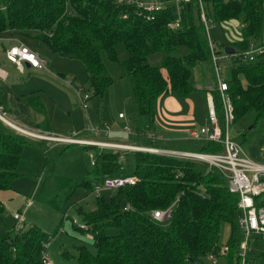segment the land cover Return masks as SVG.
Returning <instances> with one entry per match:
<instances>
[{"label":"trees","instance_id":"trees-1","mask_svg":"<svg viewBox=\"0 0 264 264\" xmlns=\"http://www.w3.org/2000/svg\"><path fill=\"white\" fill-rule=\"evenodd\" d=\"M160 1L168 2L166 7L148 13L117 0H0V34L10 30L27 35L35 32L53 53L80 61L88 74L85 91L91 93L90 99H102L114 84L103 55L117 62L116 47L123 44L128 57L122 69L131 81L137 109L134 130L137 136L145 137L155 134L158 98L172 95L183 100L191 96L196 92L195 67L211 59L197 1L192 0L189 7L170 6L172 0ZM201 2L212 23L235 21L241 25L239 37L228 44L236 54L262 48L251 61H229L232 68L224 81L232 124L264 121V0ZM156 54L162 60L154 66L149 57ZM214 88L207 93L224 130V110ZM44 128L49 129L47 119ZM28 141L0 121V192L11 190L19 177L16 169ZM82 149L94 154V165L86 171L93 181L89 178L74 183L58 177L45 161L39 197L43 204L59 209L77 189L93 192L103 178L122 176L127 155L133 157L136 182L109 192V198L97 197L94 211H80L85 229H76L90 234L94 251L79 249L77 264H206L221 253L223 225L229 227V236L222 256L228 264H239L242 234L238 195L230 192L220 171L192 159L88 146ZM222 151L221 144L204 141L197 152ZM50 181L53 186L49 189ZM255 205L264 207V196L255 198ZM167 209H171L167 221L153 219L154 211ZM2 211L0 204V214ZM48 239L50 236L36 226L0 232V264H41L40 255Z\"/></svg>","mask_w":264,"mask_h":264},{"label":"rangeland","instance_id":"rangeland-1","mask_svg":"<svg viewBox=\"0 0 264 264\" xmlns=\"http://www.w3.org/2000/svg\"><path fill=\"white\" fill-rule=\"evenodd\" d=\"M170 6L176 7L177 4L172 3ZM224 29H226L225 26L209 22L208 36L211 40L217 41L222 46L223 37H227L222 34ZM239 30L236 33L238 37L240 35ZM39 53L43 55L42 52ZM116 55L117 62H112L106 55H103L104 62L110 77L114 80V84L107 90L102 99L99 97L91 98L87 102L88 109L86 111L82 108L77 95V89L88 88V74L84 65L76 59L61 57L57 54L50 55L54 56L51 58L47 57L49 61V73H45L44 75L55 77V81L46 78L41 81V85L46 88V94L42 99L48 100L49 98L45 111L52 128L50 135L60 138L74 136L77 138L88 137L85 127L89 120L94 122L103 120L112 123L110 126L112 130L122 131L123 124L131 120L132 114L136 111L132 101L131 81L122 69L123 62L128 57L123 44L117 45ZM160 59L161 56L159 54L152 55L149 57V62L153 65H159ZM211 64L210 61H206L198 63L195 67L193 83L196 88H208L214 84L213 65ZM220 66V76L225 80L230 73L232 65L223 61L220 63ZM57 75H63L64 79L62 78V80ZM39 76V72L26 71L25 75L19 77L27 80L31 77ZM71 81L75 82L76 89L69 84ZM241 82L245 86V80L242 79ZM198 93L203 97L205 96L204 91H199ZM194 96L191 97V100H193ZM184 103L185 101H182V104ZM120 112L125 115V121L118 119L117 116ZM200 114H202V109ZM5 117L9 119L8 115ZM192 122L195 126H188V128L196 131L199 130V119ZM243 133L245 134V139L242 138ZM228 134L231 140L236 141L240 145L247 157L258 163H263L261 162V158L264 157V121H259L255 124L254 122L244 120L240 123L231 124L228 128ZM183 136L186 137L184 145L182 141L177 142L181 144L177 146L181 149L196 151L203 142L192 140L189 132ZM95 139H107V141H115L117 143L140 144L144 146L149 145L148 142L142 140L138 142L134 135H127L125 133L115 135V140L104 138L103 136L95 137ZM158 144L165 145L166 147L175 145L174 143H162L160 140H158ZM90 152L89 150L84 151L77 145L67 146L58 143L26 144L16 169L19 177L13 182L12 190L0 192V203L3 206V212L0 214V232L8 233L14 230L27 229L31 226L40 228L41 231L50 236L47 253L52 264H77L78 251L82 247H86L93 252L90 234L79 230L85 226L80 211L83 213L94 211L96 209L97 197L101 196L106 199L111 196V193L103 191L99 195H96L86 189L79 188L75 193H72L71 198L66 203L59 205V209L46 206L39 200L40 190L43 186L45 160L47 167H53L54 175L69 179L74 183H81L85 179L90 178L86 173L87 168L91 167V161L88 157ZM133 166V157L131 155L125 156L123 160V174L132 176ZM89 180L93 181L92 178ZM52 186L53 182H50L49 189ZM55 191L52 193H55ZM29 203L32 204L31 207L23 212L24 207ZM20 214L21 219L19 221L15 220L14 216ZM228 236L229 227L223 225L219 242L221 253L214 258L215 264H228L226 258L222 256ZM247 256L251 260H256L258 264H264V237H250ZM205 263L213 264V259L210 258Z\"/></svg>","mask_w":264,"mask_h":264},{"label":"built area","instance_id":"built-area-1","mask_svg":"<svg viewBox=\"0 0 264 264\" xmlns=\"http://www.w3.org/2000/svg\"><path fill=\"white\" fill-rule=\"evenodd\" d=\"M192 0H172L177 6L183 4H190ZM200 8V20L206 26L207 18L204 13L201 0H196ZM171 2V3H172ZM117 3L134 5L137 9L144 12L152 13L156 10L165 8L168 2L160 0H117ZM209 48L211 52V60L214 65L216 75V90L220 94L223 110H224V130L219 124L218 116L214 108L212 97L207 98V124L197 132H191L190 138L195 141H205L219 143L223 146V151L218 154H204L192 152H179L171 150H161L154 148L136 147L131 145L109 143L97 140H89L84 138H77L76 136L70 138L55 137L50 134H36L22 131V134L39 141H47L50 143H58L63 145H77L80 147H96L100 150H112L119 152H146L151 154L173 156L177 158L192 159L203 162L209 167L220 171L228 181L229 190L231 193L238 195L237 208L240 213L239 227L242 234V242L239 252V264H254L248 259L247 250L251 236L264 237V207H257L255 205V198L264 196V163H258L247 157L240 145L229 138L228 128L233 123L234 117L232 113V106L228 97L227 83L221 78L220 63L229 62L233 59L241 61H251L253 55L261 53L262 48L252 49L250 51L230 55H217L215 46L210 42ZM6 59L14 64L19 70H23L24 66L28 65L34 69L46 68V62L42 60L39 55L24 45H17L6 51ZM214 91L215 88L210 89ZM78 99L84 110H87V102L90 99V94L83 89L77 90ZM0 107V120L5 119V114ZM119 118H123L122 115ZM86 131L95 136H107L109 129L106 126L95 124L91 120L86 125ZM126 131H129L126 129ZM91 166L94 165V155L88 154ZM136 180L132 176H115L105 177L100 182L94 185L93 193L99 195L103 191L112 192L120 188L131 186L135 184ZM31 204H27L25 209ZM24 209V210H25ZM171 215V209L164 211H154L152 217L158 222H165ZM15 219H21L20 215H15ZM85 229V226L84 228ZM49 246V239L44 244L43 251L40 255L41 264H52L47 253ZM213 263L216 261L213 259Z\"/></svg>","mask_w":264,"mask_h":264},{"label":"crops","instance_id":"crops-1","mask_svg":"<svg viewBox=\"0 0 264 264\" xmlns=\"http://www.w3.org/2000/svg\"><path fill=\"white\" fill-rule=\"evenodd\" d=\"M209 22H211V21L207 19V24H206V26H204L208 42L209 43L211 42L215 46L217 55H220V54L226 55V54H224L223 50L225 48H231L228 44H230V42H232L233 40H236L238 38V35L236 33H237V30H239L241 28V25L235 21H230L226 24H222V26H225L227 29V30L224 29L222 31L223 32L222 34L226 35L227 37H225V38L223 37V41H222L223 47L219 48V45H217L218 44L217 41L211 40V38L208 36V23ZM263 37H264V29H263ZM20 44L26 46L31 51L37 53L39 55V57L46 62V68L34 69V68H31L28 65H26V66H24L23 70L21 71L14 64L10 63L6 59V51H8L10 48L17 46V45H20ZM43 47H45V48H43ZM43 49H46V50H43ZM0 52L2 55L0 57V107L3 109L2 112L5 114V116L6 115L9 116V119H7L5 117V119H4L5 121H3V120H0V121L6 127H8L10 130L15 132L17 135L28 139L30 141V142L28 141V145H33L35 143H37V144L50 143L47 141H39V140H35L33 138H30V137L22 134V131L29 132V133H36V134H39V133L50 134L52 132V128H51L50 124H49V129L46 130L44 128V120L47 119V121H48L45 110H46V105L49 102V98H48V100L42 99L46 94L45 93L46 88L41 85V81L44 78L49 79V80L53 79V81H55V77L45 76L44 74L49 73L48 72L49 61L47 60V57H50V58L54 57V56H50V55H55L56 53H53L52 51H50L46 47V45H44L40 40L37 39V33L31 32V34L27 35L25 33H20V32L11 31V30L5 31L4 33L0 34ZM39 52H42L43 55H41ZM161 60L162 59H160V61L158 63H160ZM210 63H212L211 59H210ZM228 63H230V62H228ZM211 65H213V63ZM154 66H157V64H154ZM26 71L39 72L40 76L39 77H31L30 79H27V80L21 79V77H19V76L25 75ZM108 73H109V71H108ZM162 73L165 76L164 70H162ZM57 76H60L61 79L62 78L64 79L63 75H57ZM213 76H214V84L211 87H208V88L207 87H197L196 88V86L193 83L194 88L196 89V92H194L191 96H189L186 99L180 100V99H178L172 95H164V96L159 97L158 100L156 101L155 134L148 133L145 137L137 136L136 132L134 130V120H132L133 117L131 118V120H128L126 123L123 124L122 131L121 130L120 131L112 130V128H110L112 123H108V122H105L103 120H101V121L98 120L97 122L92 121L95 124H98L101 126H106L109 129V134L107 136L103 135L104 138L106 137V138H111L112 140H115V135L125 133L127 135H134V137L137 139L136 141H138V142H139V140L148 142L149 143L148 146H144V145H140V144L117 143L115 141H107V139L106 140H99V139H95V137H102V136H95L94 134H92L88 131H86V134L88 135V137H85L84 139L97 140V141H103V142H109V143L124 144V145H131V146H136V147L154 148V149L171 150V151H179V152L199 153L197 151L201 149L204 141L199 145V147L197 148L196 151H189V150L181 149V148L177 147V146L181 145L180 143H177V142L182 141V143L184 145V142L186 140V137L183 136L184 134L186 135V134H188V132H189V134L191 132H197L201 128L206 126L207 117H208L207 98L209 96V94L207 92L211 91L210 89H212L216 86V75H215V71H214V65H213ZM69 84L72 85L74 87V89L77 88L75 86L74 81L69 82ZM77 90H79V89H77ZM83 90L85 91V89H83ZM199 91H204L205 96L203 97L201 94H199L198 93ZM88 93L91 94L90 92H88ZM132 95H133V93H132ZM194 95H196V96H194ZM192 96H194L193 100H191ZM52 101L54 103H56L53 99H52ZM132 101H133V105L135 106V111H137L134 97H133ZM182 101H185V103L182 104ZM186 103H189V104H186ZM40 109H42L43 112H42V110L40 111ZM201 109H202V114H200ZM134 114H132V115H134ZM120 115H122L123 118H119ZM117 117L119 120L125 121V115L123 113H121V112L118 113ZM196 119H199L198 126H200L199 130H197V131L188 128V126H190V127L195 126V125H193L192 121L195 122ZM48 123H49V121H48ZM85 129H86V127H85ZM126 129H128L129 131H126ZM158 140H160L162 143H174L175 145L174 146L171 145L170 147H166L165 145H159ZM81 148H83V147H81ZM90 153H92V151ZM123 153L128 154V152H123ZM21 155H22V153H21ZM124 158H125V156H124ZM124 158H123V160H124ZM20 159H21V157H20ZM261 162L264 163V157L261 158ZM122 176H127V175L122 174ZM43 179H44V177H43ZM50 182H52V181H50ZM11 190H12V188H11ZM8 191H10V190H8ZM3 192H6V191H3ZM31 205L28 208H30ZM2 208H3V206H2ZM28 208L25 209V207H24L25 210L23 209V212L27 211ZM15 220L19 221V219H15ZM90 239H91V236H90Z\"/></svg>","mask_w":264,"mask_h":264},{"label":"water","instance_id":"water-1","mask_svg":"<svg viewBox=\"0 0 264 264\" xmlns=\"http://www.w3.org/2000/svg\"><path fill=\"white\" fill-rule=\"evenodd\" d=\"M186 6L189 7V4H186ZM223 52L224 54L230 55V54H234L235 50L233 48H225ZM195 264H199V263H195Z\"/></svg>","mask_w":264,"mask_h":264}]
</instances>
